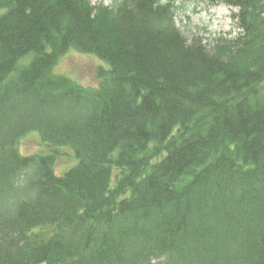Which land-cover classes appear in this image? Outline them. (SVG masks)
Here are the masks:
<instances>
[{
  "label": "trees",
  "instance_id": "1",
  "mask_svg": "<svg viewBox=\"0 0 264 264\" xmlns=\"http://www.w3.org/2000/svg\"><path fill=\"white\" fill-rule=\"evenodd\" d=\"M176 1L0 0V264H264V0L211 41Z\"/></svg>",
  "mask_w": 264,
  "mask_h": 264
},
{
  "label": "rangeland",
  "instance_id": "2",
  "mask_svg": "<svg viewBox=\"0 0 264 264\" xmlns=\"http://www.w3.org/2000/svg\"><path fill=\"white\" fill-rule=\"evenodd\" d=\"M92 5L111 6L115 0H91ZM176 25L186 38L199 36L206 40L216 37H235L238 29L233 15L237 9L225 5L211 6L204 0H177L175 3ZM101 62L92 56L82 55L70 51L65 55L58 67L57 73L68 76L85 86H95V72L100 67ZM20 150L23 154L32 155L46 153L50 151L38 134H31L20 143ZM60 157L57 160V170L59 173L71 167L74 163L71 151L61 149L58 151Z\"/></svg>",
  "mask_w": 264,
  "mask_h": 264
}]
</instances>
